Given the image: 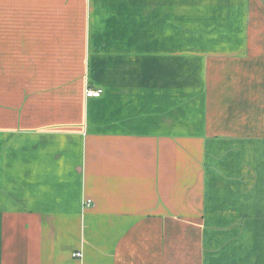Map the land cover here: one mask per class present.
Here are the masks:
<instances>
[{
	"label": "crops",
	"instance_id": "obj_1",
	"mask_svg": "<svg viewBox=\"0 0 264 264\" xmlns=\"http://www.w3.org/2000/svg\"><path fill=\"white\" fill-rule=\"evenodd\" d=\"M0 264H264V0H0Z\"/></svg>",
	"mask_w": 264,
	"mask_h": 264
},
{
	"label": "built area",
	"instance_id": "obj_2",
	"mask_svg": "<svg viewBox=\"0 0 264 264\" xmlns=\"http://www.w3.org/2000/svg\"><path fill=\"white\" fill-rule=\"evenodd\" d=\"M103 93V90L102 89H93V88H87V91H86V95L87 97H97V96H100L101 94ZM92 203V201L90 199H87L85 201V204L86 205H90ZM76 256H81L82 253L81 252H78V253H75Z\"/></svg>",
	"mask_w": 264,
	"mask_h": 264
}]
</instances>
